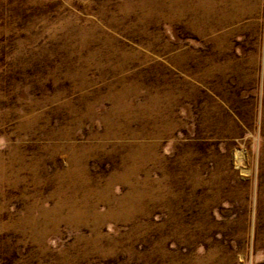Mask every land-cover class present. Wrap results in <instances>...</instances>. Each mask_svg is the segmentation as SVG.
<instances>
[{
    "label": "rangeland",
    "instance_id": "374dc122",
    "mask_svg": "<svg viewBox=\"0 0 264 264\" xmlns=\"http://www.w3.org/2000/svg\"><path fill=\"white\" fill-rule=\"evenodd\" d=\"M0 264H264V0H0Z\"/></svg>",
    "mask_w": 264,
    "mask_h": 264
}]
</instances>
